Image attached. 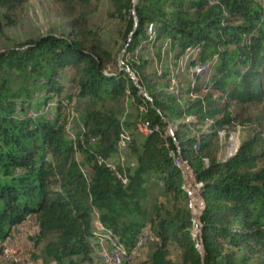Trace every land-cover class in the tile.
<instances>
[{
    "label": "trees",
    "instance_id": "1",
    "mask_svg": "<svg viewBox=\"0 0 264 264\" xmlns=\"http://www.w3.org/2000/svg\"><path fill=\"white\" fill-rule=\"evenodd\" d=\"M55 1L65 15L77 17L70 37L49 34L0 50V243L36 216V245L45 243L49 260L91 263L96 213L129 253L149 227L158 244L139 264H173V250L180 264H264V151L259 150L264 127L263 135L244 141L229 160L215 155L218 136L237 123L232 108L241 114L264 105V1L140 0L134 8V0H108L110 16L123 23L126 56L133 55L127 65L151 100L117 66L102 34L91 26L103 0ZM24 4L0 0V36L8 41L2 29L19 24ZM165 40L178 57L199 55L193 61L197 66L216 60L207 93L202 94L199 84L192 89L191 83L180 85L178 93L168 69L159 75L151 69L153 59L144 54L135 59L140 47ZM68 69L76 72V96L101 105L86 112L75 140L66 134L62 111L72 102V96L65 98L68 105L61 100ZM11 74L20 82L17 89ZM128 91L138 105H146L136 121L122 122L106 101L126 97ZM36 92L43 94L34 105L38 109L59 96L54 121L14 117L15 103L31 105ZM167 120L176 128L179 146ZM250 122L248 117L241 125ZM148 123L159 130L142 141L133 139V162L111 169L107 160L117 152L125 128L139 124L148 129ZM177 165L200 188L206 203L202 217V205L192 194L197 203L192 206ZM154 178L172 204H158L151 216L145 202ZM193 228L200 230L194 232L197 238Z\"/></svg>",
    "mask_w": 264,
    "mask_h": 264
},
{
    "label": "rangeland",
    "instance_id": "2",
    "mask_svg": "<svg viewBox=\"0 0 264 264\" xmlns=\"http://www.w3.org/2000/svg\"><path fill=\"white\" fill-rule=\"evenodd\" d=\"M264 0H262L263 2ZM110 6L108 0H103L99 6V9L95 14L90 18L92 28L99 30L102 34L104 43L108 47L115 57L117 66L119 68H125V66L119 63V56L124 50L125 40L122 36V27L123 23L119 19L110 16ZM2 12L0 11V21H2ZM77 17H68L63 13L62 8L56 3L55 0H25L24 7L20 13L19 24L15 27H4L2 33L5 37H8V41L3 36H0V50L10 48L13 43H23L30 39H36L40 36H45L49 34L70 37L74 33V23L76 22ZM146 48V50H145ZM177 53V52H176ZM140 54H144L151 59L153 63L151 64V69L155 70L159 75L162 74L164 69H168L170 72L171 85L173 83L174 91L180 92V85L182 86L185 83L189 86L191 83V88L194 89L197 84L201 86L202 94L207 93L212 85V76L214 72V65L216 60L209 61L204 65L197 66L196 63H193L199 55H192L191 53H186L178 57L175 52L172 50V44L169 40H165L159 46L153 44L147 45L146 47L139 48L138 52L134 54L135 59L137 60ZM158 54H161L160 60H158ZM132 54L126 56L124 54V61H131ZM110 69L113 70V66L110 65ZM11 80L14 84V87L17 89L20 87V82L17 79L15 74H11ZM76 77V72L74 69H68L63 73L62 82L65 86L62 92V99H65L68 96H72V102L69 104L66 109L62 108L63 119L67 121L66 134L69 139L74 140L75 134L79 130L83 129V122L88 110H95L100 108V104H97L89 99H82L76 96V86L74 83V78ZM32 85V82H29ZM40 92L34 94L37 95ZM127 92V96L123 98H118L116 100H107V107H112L117 109L118 116L122 122H131L136 121L140 113L141 107L145 108L146 104L138 105L137 101ZM141 93V92H140ZM42 94V93H41ZM142 94V93H141ZM33 96V97H34ZM194 99L198 98L199 95H192ZM38 98V99H37ZM42 96H36L32 100V104L37 105L42 101ZM59 96L54 95L51 99L52 104L58 105ZM65 99L64 102L68 105L69 101ZM60 102V101H59ZM53 109L56 111V105L53 106ZM234 116H237L235 122V127L222 132L219 136V142L216 145L215 155L217 158L226 161L232 158L239 150L240 145L254 137L255 135H263L264 122L260 120L264 118V105L258 107H250L246 112H241L238 107L232 108ZM251 118L249 125H241V120ZM240 123V124H239ZM171 126L169 125V132L171 133ZM126 134L124 135L122 141L117 147V152L113 154L108 160V166L111 169H115L118 165H128L133 162L134 157L131 155L129 149V144L133 139H138L142 141L148 134L144 132L146 128L139 127V124L133 129H127ZM176 128L173 126V131ZM264 139V137H262ZM260 151H264V146H262ZM77 159L82 161V156L77 155ZM179 168L180 166L177 165ZM192 171V170H191ZM85 174L88 173L87 169H83ZM87 172V173H86ZM184 190L190 198L192 206H197L196 200L192 196L191 191L189 190L191 185L187 182L186 177L184 176ZM156 182L158 187L155 186L149 187V196L148 200L145 202V206L148 208L151 216L153 215L155 208L158 204L171 205V197L164 193V188L162 182L157 178L152 181ZM195 181V179H194ZM197 187L198 184L195 183ZM194 186V185H193ZM200 190V188H199ZM199 196L197 195V198ZM201 217V216H200ZM199 217V220H200ZM149 221V220H148ZM148 221L146 223H148ZM94 227H95V237L92 241L93 253H92V262L85 264H101L99 261H96V255L100 251V240L103 237L102 225L98 220V215L94 214ZM194 232H200L199 229L193 228L194 238L198 236ZM39 233L38 219L36 216L29 217L23 224L16 227L10 237L6 242V245L0 246V264H58L49 260L46 256L44 247L45 243H42L40 246L36 245V236ZM101 236V237H100ZM141 238L147 240L142 244L138 249L131 255L129 261H124L122 264H139L147 258H149L153 251L155 250L158 242L152 236L149 227L146 228L144 233H142ZM95 250V251H94ZM173 264H180L178 251L172 252ZM79 260H74V264H78ZM69 264V263H64ZM102 264H107L102 262Z\"/></svg>",
    "mask_w": 264,
    "mask_h": 264
},
{
    "label": "bare ground",
    "instance_id": "3",
    "mask_svg": "<svg viewBox=\"0 0 264 264\" xmlns=\"http://www.w3.org/2000/svg\"><path fill=\"white\" fill-rule=\"evenodd\" d=\"M254 1L258 2V3L262 2V0H254ZM198 67H199V65H198ZM37 96H40V95H37ZM53 106H55V105L49 104L43 108L38 109L34 106V104L24 106L22 102H16L15 103V110H14L15 111L14 117L19 119V118H23L25 116V114H27L28 116H30L32 118L48 117L50 119L53 115L57 114V113H55V109H53ZM76 135L77 134H75V136H74V140L76 139ZM184 162L185 161H183V162L181 161V163H184ZM188 166H189V164H188ZM180 169L182 171L183 176L186 177L187 182L191 185V181H190L189 176H188L186 170L184 169L183 165L180 167ZM189 188H190L189 190L194 195V197L203 206L202 200L199 197L197 198V193H196L193 185H191V187H189ZM102 231H103V237L100 240V248H98V249H100V251L98 252V255H96V261H99L101 264H102V262H105L107 264H114V261H110L109 252H115V246H116V250H117V262L115 264H122V263H124V261H129L131 259V255L138 249V247H140V245L138 243L137 247L131 253H129V252H127V250L125 249L123 244L120 242V239L118 237H116L110 230H107L104 227H102ZM141 236H140V238H141ZM199 250H201V247Z\"/></svg>",
    "mask_w": 264,
    "mask_h": 264
},
{
    "label": "water",
    "instance_id": "4",
    "mask_svg": "<svg viewBox=\"0 0 264 264\" xmlns=\"http://www.w3.org/2000/svg\"><path fill=\"white\" fill-rule=\"evenodd\" d=\"M139 1H140V0H134V2H133V7H134V8H135V6L138 4ZM134 14H135V13H134ZM137 22H138V21H137V17L135 16V25H137ZM132 34H133V33H131V35H130L129 42H131V36H132ZM127 46H128V45H127ZM127 46L124 48V50L122 51V53H121L120 56H119V59H118V60H119V63H120L121 65L125 66L126 71H127L128 74L130 75V77H131V79L133 80L135 86H136V87L140 90V92L143 94V96L146 97L147 99L151 100V99L149 98L148 93L146 92V90L140 86V84H139V82H138V79H137L136 75L131 71L130 67H129V66L125 63V61H124V54H125L126 51H127ZM167 122L170 124V126H171L170 128L172 129L170 134H171V136L173 137V139H174V141H175V144H176L177 146H179V143L177 142L176 137H175L176 132H175V130L173 131V125L170 123V121L167 120ZM179 157H180L181 161L183 162L184 160H183V158L181 157V155H180ZM194 189H195L197 195L199 196V198H200V199L202 200V202H203V206H202V209H201V217H202V215H203V213H204V210H205V208H206V203H205V200L203 199V197H202L200 191L197 190L196 188H194ZM200 236H201V235H200ZM201 240H202V238H201ZM200 252H201L202 255L204 254V248H203V246L201 247Z\"/></svg>",
    "mask_w": 264,
    "mask_h": 264
},
{
    "label": "built area",
    "instance_id": "5",
    "mask_svg": "<svg viewBox=\"0 0 264 264\" xmlns=\"http://www.w3.org/2000/svg\"><path fill=\"white\" fill-rule=\"evenodd\" d=\"M147 34L148 36L149 35V26L147 28ZM36 97V96H35ZM143 112V111H142ZM21 115V114H20ZM57 117V114L53 115L51 118H50V121H54ZM159 128L157 127H151L150 124L148 123V129L144 130L145 133H147L148 135L150 133H152L153 131H158ZM147 240H144V238H140L139 239V245L141 246V244H143L144 242H146ZM1 245H6V240L3 242V243H0V246ZM109 257H110V261H114V264L117 262V250H116V246H115V252H109Z\"/></svg>",
    "mask_w": 264,
    "mask_h": 264
},
{
    "label": "crops",
    "instance_id": "6",
    "mask_svg": "<svg viewBox=\"0 0 264 264\" xmlns=\"http://www.w3.org/2000/svg\"><path fill=\"white\" fill-rule=\"evenodd\" d=\"M151 186H155L156 188L158 187V185H157V183L155 181L154 182H150L149 187H151Z\"/></svg>",
    "mask_w": 264,
    "mask_h": 264
}]
</instances>
